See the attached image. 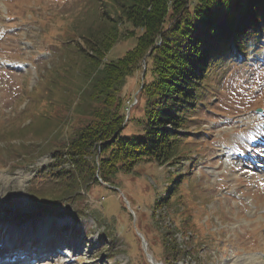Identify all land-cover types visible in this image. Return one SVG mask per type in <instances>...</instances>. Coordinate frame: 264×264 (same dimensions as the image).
<instances>
[{
	"label": "rangeland",
	"instance_id": "1",
	"mask_svg": "<svg viewBox=\"0 0 264 264\" xmlns=\"http://www.w3.org/2000/svg\"><path fill=\"white\" fill-rule=\"evenodd\" d=\"M117 8L115 0H0V262L152 264L150 252L168 264L174 238L184 249L178 264H264V129L250 128L264 127V34L244 55L214 61L173 163L143 159L107 182L55 160L91 118L81 49L119 18ZM128 29L120 25L105 60L134 46ZM145 66L123 89L127 134L142 131ZM49 232L70 245L49 246Z\"/></svg>",
	"mask_w": 264,
	"mask_h": 264
},
{
	"label": "trees",
	"instance_id": "2",
	"mask_svg": "<svg viewBox=\"0 0 264 264\" xmlns=\"http://www.w3.org/2000/svg\"><path fill=\"white\" fill-rule=\"evenodd\" d=\"M115 4L119 18L110 20L97 36L86 37L89 48L81 49L88 61L91 118L53 153L55 160L69 161L82 179L107 182L143 159L173 163L184 139L180 130L188 126L186 114L202 100L201 89L214 61L245 53L250 39L264 34V0H115ZM123 23L131 24L126 35L136 37V43L107 61ZM144 64L152 78L144 79L141 88L142 131L127 134L131 117L126 118L129 102L122 93L127 78ZM89 168L91 174H86ZM183 252L173 238V262L168 264H178Z\"/></svg>",
	"mask_w": 264,
	"mask_h": 264
},
{
	"label": "bare ground",
	"instance_id": "3",
	"mask_svg": "<svg viewBox=\"0 0 264 264\" xmlns=\"http://www.w3.org/2000/svg\"><path fill=\"white\" fill-rule=\"evenodd\" d=\"M252 130H259V129H264V127H263V124H261V123H259L258 125H256V126H251L250 127ZM48 236H46L45 235V238H43L42 240L43 241H46L47 242V244H49V242H50V244H49V246L50 245H52V246H54V244L56 243L55 241H53L52 240V237H51V235H50V232L47 234ZM74 240V239H73ZM53 241V242H52ZM19 242H21V240L19 241ZM58 242H60V243H62L63 242V240L62 241H58ZM73 241H71V243H72ZM52 243V244H51ZM47 244H46V246H47ZM58 244H55V246H57ZM48 246V247H49Z\"/></svg>",
	"mask_w": 264,
	"mask_h": 264
},
{
	"label": "water",
	"instance_id": "4",
	"mask_svg": "<svg viewBox=\"0 0 264 264\" xmlns=\"http://www.w3.org/2000/svg\"><path fill=\"white\" fill-rule=\"evenodd\" d=\"M142 239H143V243H144V245H146V242H145V239H144L143 236H142ZM146 253H147V256L149 257V260H150L153 264H161L159 261H155V260L153 259V256H152L151 253H149V252H146Z\"/></svg>",
	"mask_w": 264,
	"mask_h": 264
}]
</instances>
